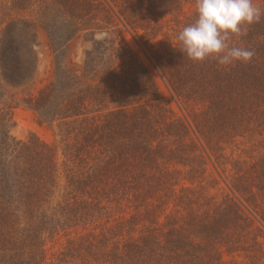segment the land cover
Here are the masks:
<instances>
[{"label":"trees","instance_id":"1","mask_svg":"<svg viewBox=\"0 0 264 264\" xmlns=\"http://www.w3.org/2000/svg\"><path fill=\"white\" fill-rule=\"evenodd\" d=\"M253 4L264 13V0ZM187 6L195 0L1 1L0 264H51L47 238L99 222L107 229L70 239L57 264H264V16L230 42L254 52L250 63L201 64L188 59L180 41L151 47L161 34L169 38L162 30L170 23L183 30L195 22L196 7L182 18ZM115 20L133 34L143 32L146 52L182 116L137 54L120 43L114 51L109 37L87 55L86 67L99 59L97 81L66 69L65 47L83 31L116 34ZM37 25L50 39L54 78L23 103L45 124L57 125L66 179L58 200L56 146L11 134L19 104L9 92L35 76ZM109 48L114 58L105 69ZM208 159L233 196L195 210L183 187L189 194L166 215L161 192L175 200L182 174L169 165L191 166L190 179L206 173ZM127 211L129 218L108 225Z\"/></svg>","mask_w":264,"mask_h":264},{"label":"rangeland","instance_id":"2","mask_svg":"<svg viewBox=\"0 0 264 264\" xmlns=\"http://www.w3.org/2000/svg\"><path fill=\"white\" fill-rule=\"evenodd\" d=\"M1 1L4 0H0ZM195 11V7L187 6L185 8L184 17H187ZM26 18L33 19V14L31 12H27L23 14ZM101 26H106V21H100ZM168 22V20H167ZM114 27L111 28L112 30H116L117 33L114 34L111 30H104L107 31L109 34V38L111 40H116L115 50L119 47L118 43L121 44L125 49L131 50L134 54L141 59V61L148 67L149 72L152 73L155 80L157 81L160 90L162 91L165 100L169 101V104L173 110V112L180 116L183 114L181 113L179 106L177 104L176 99L171 95L169 92L168 87L166 86L164 80L160 76L159 72L157 71L154 63L149 58L146 50L147 47L144 45L142 37L143 32H139L133 34L132 32L126 30L122 23L118 20H115ZM163 33H167L169 38L165 40V36L161 34L157 40H152V49L154 50H163L165 46L173 43H179L178 35L182 31V25L177 26L176 23H170L169 26H165L163 28ZM98 32V31H97ZM96 34V33H95ZM36 35H37V53L39 57V64L36 69L35 76L30 84L23 88H12L9 92V99L16 101L19 106L15 109L13 115V121L15 123L14 127L11 129V134L18 140L27 141L31 135H35L40 138L42 141L53 144L57 148V161L59 163V174H58V190L55 195V200L60 199L63 194V188L65 186V171H64V156L62 151L61 145V137L59 136L57 125H47L38 117V115L27 108L23 101L25 98L29 96H37L38 92L43 89L46 85H48L54 78V71H55V56L50 46V39L48 33L40 26H36ZM94 34L89 33L87 31H83L79 33L66 47H65V54L66 57L64 59V66L66 69L77 75L82 80L86 81H97L96 75H98L100 68L96 67L97 61L99 60L97 57L95 61L89 66L86 67L87 55L88 52L92 51L95 42H98L94 39ZM144 45V46H143ZM149 52V50H148ZM113 48H109L107 52V56L101 61L103 64V68L109 67L112 65L113 60ZM88 68V69H87ZM238 153L236 156H238ZM229 154V153H228ZM207 159V158H206ZM197 162L195 159H192V166L195 165ZM206 173L202 175L194 176L193 178L188 179V171H190L191 166H185L181 164H177L174 166L173 164L169 165V170L173 171L174 169H178L182 171V174L178 175L176 179L179 181H175V193L176 199L172 197V194L169 198H166L169 194L168 190L166 189L164 192H161V195L164 196L163 200L165 201V208L167 209L166 215L173 214L174 204L177 203V200L180 196L184 194H189L192 196L194 202V209L200 208V203L207 202L209 199L210 201H220L226 194H231L230 190L227 188L225 182L221 178V176L216 171L215 167L213 166L212 162L208 159L206 162ZM183 187L186 189H190L188 191H183ZM231 196H233L231 194ZM196 203V205H195ZM128 210V209H126ZM124 215L125 218H129L131 215V211H127L122 215L115 216V222L109 223V226L117 225L121 223L122 216ZM122 218V219H121ZM161 221H165V215L161 217ZM103 228L107 229V225L103 222H99L97 226L93 225L90 227L84 228L83 226L79 227L72 231L61 232L60 234L56 235L53 238H47L46 240V249L48 252L49 262L51 264H57V256H59L60 251H62L65 246H67L70 239H78L81 236L87 235L90 231H96L99 233ZM136 236H138V229L136 231ZM264 242V240H263ZM237 260L241 261V258H236ZM227 260H229L227 258ZM50 264V263H49Z\"/></svg>","mask_w":264,"mask_h":264},{"label":"clouds","instance_id":"3","mask_svg":"<svg viewBox=\"0 0 264 264\" xmlns=\"http://www.w3.org/2000/svg\"><path fill=\"white\" fill-rule=\"evenodd\" d=\"M197 18L178 35L181 51L194 63L214 59L221 66L234 62L248 64L254 52L242 47H230L233 37L239 38L247 27L258 23L264 13L253 0H195ZM107 31L96 32L94 39L102 42Z\"/></svg>","mask_w":264,"mask_h":264}]
</instances>
